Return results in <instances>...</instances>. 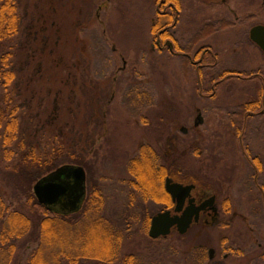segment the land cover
Masks as SVG:
<instances>
[{
	"label": "rangeland",
	"instance_id": "374dc122",
	"mask_svg": "<svg viewBox=\"0 0 264 264\" xmlns=\"http://www.w3.org/2000/svg\"><path fill=\"white\" fill-rule=\"evenodd\" d=\"M23 1L24 11L28 13L30 23L43 17L41 0L31 1V4L28 0ZM74 1L65 0L66 4H69L70 14L66 12L58 14L65 25L64 36L68 40L80 38L82 45L87 47L94 61L101 62V67L97 68L98 71L103 70L104 73L108 71L111 80L105 88L106 94L103 98V101L109 103L104 107L107 111L105 131L102 132L103 128L98 130L96 127L98 135H95V144L84 158L87 166L85 169L89 172L88 192L90 188H103L105 200L101 207L94 206V208L89 205V202L88 215L83 214L77 219L82 221L80 228L69 227L70 240L65 248L74 249L75 239L85 234L91 221L88 218L96 215L103 220L104 224L111 227L115 237L120 238L118 242H109L105 248L106 253H103L101 257L105 260L114 257V264H126L131 256L136 258L134 264H198L200 257L203 256L201 252L193 248L200 245L205 246V249H216L219 253L216 260L221 261L223 254L231 248L242 253L241 255L233 252L225 264H264V261L258 258V253L261 252L258 244L264 245V218L262 215L255 216L258 214L256 210H252L253 215L244 212L243 207L247 205L252 208L253 205V199L246 191L234 198L235 211L242 213L243 216L240 215L231 222L232 215H223L219 221L221 224L214 229H207V234L204 233L201 238L197 237L198 228L196 227L184 237L177 233L159 241H152L149 237V218L160 212L163 207L149 202L138 190L136 176L129 168L130 162L139 155L140 146L147 143L157 149L156 153L159 157L164 158L169 151L167 139L175 135L178 139L176 141L178 152L171 154L170 162L174 159L179 160L178 164L186 167L184 177L193 178L195 161L193 120L186 118L187 114L194 109V103L191 102L192 94L183 79V73L179 70V60L172 64L168 63L163 56L157 55L149 56V64H147L140 60L139 52L134 51L136 48H142L145 44L143 38L151 31L144 13L148 4L150 8V0L149 3L148 0H77L78 8H81V16L77 3ZM90 3L92 6H89ZM72 7L73 11L70 12ZM216 10L217 17L230 15L231 10L234 22L236 18L246 22L249 17L250 22L247 24L250 28L264 25V0H233L229 10L226 11L222 7H217ZM208 13L207 15L210 16L212 11L209 10ZM202 16L204 17L205 14L203 13ZM77 22L80 26L76 31L74 25ZM235 32L241 34L240 31ZM237 34L234 33L233 37L235 38ZM223 36L218 37L220 42L227 43V37ZM243 39L246 41V36ZM21 44V39H18L16 48ZM14 51L18 53L17 50ZM34 53L31 52L33 55ZM109 58L113 61L111 65L108 64V67L104 61L106 62ZM123 58L128 61L129 68L120 73ZM220 58L231 65H228L229 68L234 67V70L260 67L264 76V53L254 48L252 44L246 46V52L237 49L235 54L231 56L222 54ZM17 60L21 62V70L20 66L18 70L23 74L27 70L28 59L22 55L14 62ZM113 78L117 79L114 85ZM146 82L148 84L145 86ZM136 84L139 85L138 90L142 93H137L138 91L134 93ZM224 86L223 98L226 97V99H221L219 102L225 103H238L249 97L258 96L262 93L263 87L261 83L255 81L230 82ZM189 110L191 112L188 113ZM255 125L260 129L254 135L251 148L264 161V119L256 122ZM183 127L189 129L188 136L182 133ZM184 152L187 155L182 157ZM227 155L225 159L231 160L232 163L234 157L230 153ZM157 163L162 165L161 161ZM5 167L6 164L0 163V173L5 170ZM177 169H183V167ZM233 180L239 179L234 177ZM4 200L12 210L25 209V200L6 196ZM41 216L43 217V214ZM106 225H103V228L108 227ZM23 244H26L23 239L18 241L14 255V261L20 264H26L29 255L38 247L39 242L35 240L26 246ZM104 246L103 238L92 244L94 249L101 248V251ZM60 249L59 246H55L53 251L57 252ZM206 251L204 250L205 253ZM62 262L68 264L65 259ZM82 263L97 264L99 262L83 260ZM203 264L212 263L206 259Z\"/></svg>",
	"mask_w": 264,
	"mask_h": 264
},
{
	"label": "trees",
	"instance_id": "16d2710c",
	"mask_svg": "<svg viewBox=\"0 0 264 264\" xmlns=\"http://www.w3.org/2000/svg\"><path fill=\"white\" fill-rule=\"evenodd\" d=\"M41 3L43 17L30 23L23 0H0V163L6 164L0 173V264H20L14 255L22 239L26 244L39 242L26 264H63V259L68 264H84L83 260L114 264L113 256L109 260L101 257L106 245L120 238L96 215L88 218L91 221L85 234L75 239L74 249L65 248L70 240L69 227L80 228L82 221L77 219L88 215L89 202L93 208L102 206L99 188H90L81 210L71 215L49 212L34 194L36 183L62 165L87 168L84 158L106 122L104 107L109 103L103 98L111 80L108 71H98L101 62L94 61L80 38L68 40L64 36L65 25L58 14H70L69 4L65 0ZM74 3L81 16L77 0ZM79 26L75 23L74 30ZM18 39L22 44L16 48ZM22 55L28 59L23 74L18 70L20 60L14 62ZM112 61L109 58L104 64L109 67ZM116 81L112 79L113 85ZM260 95L264 96V87ZM158 160L160 157L149 148V161L141 165L137 159L130 162L129 168L139 179L138 190L147 200L161 198L155 191L157 182H149V178L165 175ZM4 196L25 200L26 212L12 210ZM102 238V251L94 249L92 244ZM55 246L61 249L54 252ZM135 260L131 256L126 264Z\"/></svg>",
	"mask_w": 264,
	"mask_h": 264
},
{
	"label": "flooded vegetation",
	"instance_id": "af4514ba",
	"mask_svg": "<svg viewBox=\"0 0 264 264\" xmlns=\"http://www.w3.org/2000/svg\"><path fill=\"white\" fill-rule=\"evenodd\" d=\"M150 1V8L148 4L144 13L151 31L143 38L145 44L142 48H136L134 51L139 52L140 60L147 64H149V56L161 55L168 63L172 64L179 60V70L183 73V79L190 88L188 90L191 91L193 98L191 102L194 103V109H191L193 113L189 110L188 113H191L187 114L186 118L193 120L195 161L192 171L193 178H185L186 167L178 164L179 160L174 159L170 162L171 154L178 152L176 145L178 139L175 135L167 139L169 151L164 158L160 157V160L156 161V163L162 162V165L158 163L157 165L164 168L165 175L149 178V182H157L158 186L155 191L157 194L159 192L161 198L149 197L148 200L163 208L152 218H149V227L152 219L162 212L171 211L172 215H175L177 203L166 190L168 179L173 183L194 187L190 198L185 202L183 211L189 207L190 199L194 200V205L198 208L206 204V207L200 212L199 222L194 223L187 234L181 235L174 227L168 237L152 241L165 240L173 233L184 237L194 227L198 228L197 237L201 238L204 233L207 234V229H214L221 224L219 221L223 215H232L230 221L234 222L238 216H243L242 213L235 211L234 198L239 193L244 194L245 191L253 199V205L252 208L247 205L243 207L244 212L253 215L252 210H256L258 214L255 216L262 215L264 218V161L251 148L254 135L260 129L255 124L264 119V96L249 97L238 103L219 102L221 99H226V97L223 98V92L225 91L224 85L227 83L255 81L264 87V76L260 67L250 70H234V67L229 68L230 64L223 62L220 58L222 54H229V56L235 54L237 49L246 52L248 44H252L254 48L262 51L250 38L251 30L256 26L249 27L247 24L250 22L249 17L246 22L238 18L234 22L231 10L230 15L217 17L216 8L222 7L227 11L231 8L233 0ZM209 10L212 11L210 16L207 15ZM236 30L241 34H237ZM234 33L238 35H235L236 40L233 37ZM221 35L227 37V43L220 42L218 37ZM245 36L246 41L243 39ZM122 62L120 73L129 68L125 58L122 59ZM252 72L255 73L252 76L242 75ZM147 84V82L144 83L145 86ZM136 85L134 93L137 91V93H142L138 90L139 85ZM104 131L105 125L102 132ZM181 131L188 136L189 129L183 127ZM149 148L152 152H157V149L150 146L149 143L141 145L139 155L131 162L137 159L141 165L145 160V162L149 161ZM227 153L234 157L232 163L231 160L225 159L228 156ZM186 155L187 153H182V157ZM152 162V160L149 161V163ZM137 163H135V168H137ZM179 167H183V169H177ZM85 171L88 183L89 172L86 169ZM234 177L239 180L234 181ZM135 179L138 184L137 175ZM99 191L104 201L106 196L104 189L101 188ZM86 195H88V185ZM253 230L255 231V229ZM193 249L201 252L203 257H200V260L207 259L212 264H225L233 252L242 255L241 252L231 248L223 254L221 261L216 260L219 255L216 249H205V246L202 245L194 246ZM258 249L261 250L258 253V258L264 261V245L258 244ZM204 250H207L206 253ZM211 250L215 251L213 258L210 256Z\"/></svg>",
	"mask_w": 264,
	"mask_h": 264
},
{
	"label": "water",
	"instance_id": "95a60500",
	"mask_svg": "<svg viewBox=\"0 0 264 264\" xmlns=\"http://www.w3.org/2000/svg\"><path fill=\"white\" fill-rule=\"evenodd\" d=\"M250 38L264 52V26L254 27ZM193 189V186H184L167 180L166 190L177 203L175 215H172L171 211H165L152 219L149 230V237L152 240L168 237L174 227L181 235H185L194 223L199 222L200 212L206 204L198 208L194 205V200L190 199L189 207L183 211ZM34 194L39 204L51 213L75 214L81 210L87 196L86 171L78 165H62L36 183ZM180 213L182 214L179 215ZM214 252L210 251L211 258Z\"/></svg>",
	"mask_w": 264,
	"mask_h": 264
}]
</instances>
